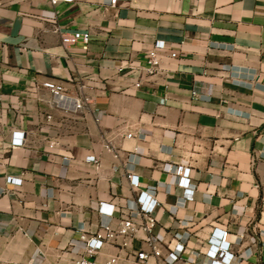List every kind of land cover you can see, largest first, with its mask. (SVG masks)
I'll return each instance as SVG.
<instances>
[{"label": "crops", "instance_id": "0c3cea01", "mask_svg": "<svg viewBox=\"0 0 264 264\" xmlns=\"http://www.w3.org/2000/svg\"><path fill=\"white\" fill-rule=\"evenodd\" d=\"M58 25L88 33V47L65 49ZM159 38L178 51L159 72L136 86L134 73L117 71L126 57L145 64ZM49 78L94 101L63 112L41 85ZM15 130L25 132L21 145ZM170 163L191 166L197 185L174 213L182 188L157 193L168 239L189 221L183 259L219 225L244 256L237 264H264V0H0V260L43 246L45 264H65L81 228L103 218L100 200L135 196L128 167L144 184L167 186Z\"/></svg>", "mask_w": 264, "mask_h": 264}, {"label": "built area", "instance_id": "2783aa9c", "mask_svg": "<svg viewBox=\"0 0 264 264\" xmlns=\"http://www.w3.org/2000/svg\"><path fill=\"white\" fill-rule=\"evenodd\" d=\"M51 3L75 2L77 0H49ZM105 3L115 5L117 0H104ZM57 29L61 33V43L65 49L70 48L78 41L84 42V47H88L90 35L80 30L62 31L60 26ZM178 51L167 44L165 39H156L153 47L147 51L146 63L142 64L138 60L126 57L117 66L118 72H132L137 76L136 86H140L143 75H151L160 71L162 61L166 57L175 58ZM224 69L230 70L229 64H223ZM46 88L51 96L49 102L52 106L61 109L65 113H77L91 106L94 96L85 94L81 90L73 91L65 86L62 81L49 78L41 84ZM82 83L79 84V88ZM203 93L210 97L208 93L201 92L199 88L193 89V94ZM48 118L52 114H47ZM25 132L22 130L13 131L12 144L21 145L25 142ZM127 136H132L133 132H127ZM104 147L113 152L116 158L120 157L118 148L109 140H105ZM135 152L130 156L134 159ZM68 159V157H65ZM88 161L98 162L99 158L95 154L87 156ZM174 175V180L167 186L156 184H144L139 175L128 167L127 175L132 187L136 190L135 196L126 199L123 204L100 200L98 211L103 216L96 228H81L80 237L75 245L78 250L73 258L65 264H237L243 258L240 251L232 249L230 232L227 228L215 225L210 236L203 244V249L192 250L187 259H183L182 253L187 249L189 221L184 220L180 226L186 227L185 232L173 231L172 237L168 239L167 233L158 228L160 219L157 214V207L161 201L157 197L160 190L171 192V184L182 188L183 193L177 197L176 203L168 208L174 213L177 208L184 205L188 200H193L197 189L196 183L192 180V167L182 163L172 164L167 167ZM8 181L15 185H21L23 177L9 176ZM244 234L238 236L237 242H241ZM138 240L140 246L135 247L134 242ZM111 246L117 247V251L111 252ZM47 258L46 251L40 246L35 255L25 260H0V264H45ZM202 258V262H198Z\"/></svg>", "mask_w": 264, "mask_h": 264}]
</instances>
